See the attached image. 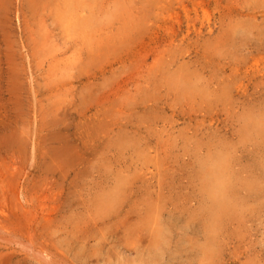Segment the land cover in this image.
Returning <instances> with one entry per match:
<instances>
[{
	"label": "rangeland",
	"instance_id": "obj_1",
	"mask_svg": "<svg viewBox=\"0 0 264 264\" xmlns=\"http://www.w3.org/2000/svg\"><path fill=\"white\" fill-rule=\"evenodd\" d=\"M217 156L214 259L264 264V0H0V159L69 262L201 264Z\"/></svg>",
	"mask_w": 264,
	"mask_h": 264
},
{
	"label": "bare ground",
	"instance_id": "obj_2",
	"mask_svg": "<svg viewBox=\"0 0 264 264\" xmlns=\"http://www.w3.org/2000/svg\"><path fill=\"white\" fill-rule=\"evenodd\" d=\"M10 165L8 161L0 159V264H21L30 256L39 264H72V260L69 262L63 252H60L61 249L60 251L57 249L58 245H54L56 242L54 244L51 241L49 242L48 236L46 238L41 231L46 225L47 228L55 227L53 223L57 219L56 208L49 207L48 201H45L48 198H45L44 190L43 192L39 191L41 193L29 190L27 178L24 176L27 171H11ZM224 167L222 157L217 156L205 171L207 177L212 181L208 191L213 197V206L208 216L203 219L204 223H202L204 230L207 232V239L197 247L195 253V257L202 262L201 264L218 263L214 259V256L218 253H216V247L214 248L213 245L215 237L213 233L223 218L224 211H228L229 207L232 206L225 198L226 186L229 185V181L225 176ZM150 230L152 249L164 245L165 240L161 235V231L157 228H151Z\"/></svg>",
	"mask_w": 264,
	"mask_h": 264
}]
</instances>
